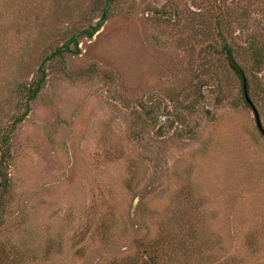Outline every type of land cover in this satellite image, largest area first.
Listing matches in <instances>:
<instances>
[{"label": "rangeland", "instance_id": "374dc122", "mask_svg": "<svg viewBox=\"0 0 264 264\" xmlns=\"http://www.w3.org/2000/svg\"><path fill=\"white\" fill-rule=\"evenodd\" d=\"M229 50L264 127V0H0V264H264Z\"/></svg>", "mask_w": 264, "mask_h": 264}, {"label": "trees", "instance_id": "16d2710c", "mask_svg": "<svg viewBox=\"0 0 264 264\" xmlns=\"http://www.w3.org/2000/svg\"><path fill=\"white\" fill-rule=\"evenodd\" d=\"M106 16H107V12L104 13L102 19H101L96 25L90 27L89 29H86V28H85V30H83V31L81 32V34L86 35L87 37H92L97 31L100 30V28L102 27V25H103V23H104V20L106 19ZM73 40H75V38H74ZM64 50H68L67 45L65 46V49H64ZM62 52H63V49H62V48H59V49L57 50V54L62 53ZM228 57H229V60H230V65H231V67L233 68L234 71H236V73H237L238 75H240V76L242 77V79H243V84H244V78H245V77H244V71H243L242 67H240V65H239V63L236 61V59L234 58V55H233V53H232V50H229V52H228ZM42 81H43V80H42ZM42 81H41V82H42ZM247 87H248V83H247ZM39 90H40V84L38 85V87L36 88V90L33 92V94H32L31 97H32V98H35L36 93L39 92ZM244 98H245V96H244Z\"/></svg>", "mask_w": 264, "mask_h": 264}, {"label": "water", "instance_id": "95a60500", "mask_svg": "<svg viewBox=\"0 0 264 264\" xmlns=\"http://www.w3.org/2000/svg\"><path fill=\"white\" fill-rule=\"evenodd\" d=\"M244 94H245L246 101L249 103L248 105H250L254 111L257 127L260 130V132L264 135V127L261 121V117H260L258 109L256 108L255 105H253L254 103L250 98L248 87H247V80L245 78H244Z\"/></svg>", "mask_w": 264, "mask_h": 264}]
</instances>
